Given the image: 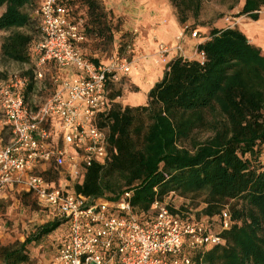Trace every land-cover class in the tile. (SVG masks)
Masks as SVG:
<instances>
[{
    "label": "trees",
    "instance_id": "obj_1",
    "mask_svg": "<svg viewBox=\"0 0 264 264\" xmlns=\"http://www.w3.org/2000/svg\"><path fill=\"white\" fill-rule=\"evenodd\" d=\"M170 2L180 23L199 8L196 0ZM33 3L37 0H0V30L8 32L1 51L14 62L31 63L35 39L28 9ZM76 3L100 19L96 0H74L69 6ZM239 6L238 15L256 20L264 0H240ZM207 36L197 44L204 59L174 57L144 104L113 101L97 117L107 129L109 156L104 164L92 163L73 190L106 199L131 191L132 205L144 213L170 192L198 197L199 216L215 218L227 209L231 225L220 233L223 243L193 253L194 264H264V53L238 27L214 26ZM20 74L27 77L22 89L27 101L35 83L32 69ZM118 95L108 93L110 99ZM201 128L212 135L192 149L182 145ZM168 207L188 215L186 208ZM61 224L50 220L24 241L0 243V264H30L29 244Z\"/></svg>",
    "mask_w": 264,
    "mask_h": 264
},
{
    "label": "built area",
    "instance_id": "obj_2",
    "mask_svg": "<svg viewBox=\"0 0 264 264\" xmlns=\"http://www.w3.org/2000/svg\"><path fill=\"white\" fill-rule=\"evenodd\" d=\"M72 1L37 0L32 8L39 23L31 46L33 79H43L52 63L60 71L51 76L53 92L32 106L23 97L26 76L0 80V110L11 131L8 143L0 147V193L29 192L66 225L55 253L35 264H194V252L224 242L220 233L231 225L227 209L221 210L219 228L213 230L212 217L182 216L158 199L151 211L138 212L131 191L106 199L73 190L92 163L104 164L109 156L107 129L98 125L97 117L113 102L108 85L120 79L118 72L128 75L132 67L125 57L104 64L84 54L86 21L72 11ZM183 34L174 44L158 43L156 58L168 64L172 53L186 57ZM197 35L191 32V37ZM194 55L204 59L197 46ZM50 170L64 174L68 184H54L46 177Z\"/></svg>",
    "mask_w": 264,
    "mask_h": 264
},
{
    "label": "rangeland",
    "instance_id": "obj_3",
    "mask_svg": "<svg viewBox=\"0 0 264 264\" xmlns=\"http://www.w3.org/2000/svg\"><path fill=\"white\" fill-rule=\"evenodd\" d=\"M167 1L171 4L170 0ZM196 1L199 3V8L194 9V11L190 10L187 20L184 23L178 21L175 9L172 6L180 26V31L184 33L181 44L185 36H191L193 30L197 31V37H204L207 36L208 29L214 26L239 28L236 18L239 17L240 0ZM131 2L130 0H96L99 12H101L100 19H95L94 15L89 14L80 3H76L72 6V11L75 13L79 12L83 15L89 28L88 33L86 32L87 39L90 41V49L86 55L88 58L93 60L96 59L98 62L107 64L114 60L115 57H125L131 63L132 67L135 62H139L145 57V54L137 49V36L141 31V27L137 21V15L131 13L133 12L132 9L135 8L137 4L133 3L135 5H132ZM33 7H35V3L28 9V14L31 15L33 26L32 33L36 40L38 37L39 23L38 19L35 17L34 9H32ZM119 7H121L120 10ZM3 10L4 7L0 8V14ZM227 18L229 20H226ZM242 31L247 36L249 35L248 31L244 29ZM7 33V31L0 30V80L6 79L14 74L23 73L26 69L32 68L33 65V62L18 63L3 56L1 43ZM192 46V41L189 38L186 45L183 47L185 48L184 55L187 58H198V56L193 53L195 51V46ZM192 53L193 55H191ZM56 74L57 73H53L51 70L46 73L43 79L35 81V89L27 97V102L30 105L38 106L53 92L54 86L51 84V76H56ZM121 74L122 73L118 72V77H120ZM128 75H130V73ZM126 77L123 79L120 78L114 83H110L108 85V93L111 95L119 94L118 96H124L123 98L119 97L117 102L121 105L130 106H136L146 102L150 87L161 78V76H156L154 79L149 78L147 81H142V77L140 76L139 81H136L137 75H133V82L137 88H134L130 84L131 86L124 90L122 84H124ZM211 135L212 132L207 128L197 129L193 131L190 138L182 145L192 149L195 143L202 142ZM10 137V127L5 123L0 110V147L8 143ZM51 175L52 179L58 176V174ZM23 192L25 191L14 189L0 196V243L3 242L6 244L7 242H14L17 240H15V238L20 234H24L25 237L26 235H31L45 222L57 219L56 216H52L48 213L32 194L24 196L21 195ZM163 202L174 209L182 210L186 208L183 212L190 214L197 220L202 217L198 215V212L203 206V203L198 197L184 198L177 193H169L164 196ZM218 223V217L213 218V220L209 222L211 229L218 230ZM65 232L66 225H59V227L51 233L42 236L37 241H32L29 244L31 255L30 264L47 262L55 252V240L61 235H64Z\"/></svg>",
    "mask_w": 264,
    "mask_h": 264
},
{
    "label": "crops",
    "instance_id": "obj_4",
    "mask_svg": "<svg viewBox=\"0 0 264 264\" xmlns=\"http://www.w3.org/2000/svg\"><path fill=\"white\" fill-rule=\"evenodd\" d=\"M131 1H134V2H131ZM130 2L132 5H135L133 3L137 4V6L132 9L133 12L131 13H133L134 15H137V21L141 27V31L139 32V35L137 36V39H138L137 49L139 51H142L145 54V57L141 59L139 62H135V64L132 65L130 75H127L126 77V75L121 74L120 76L121 79L126 77L124 84H122L124 90L129 88V86L131 85L134 88H137V86L133 82V75H137L136 81H139L140 76L142 77V81L143 80L147 81L149 78L154 79L156 76H159V77L161 76L162 78L163 73L167 67V64L157 59L155 56L156 54L153 51L155 50V47L158 43H165V44L176 43L177 42L176 37L178 36L180 32V26L175 17L173 7L167 0H159V1L157 0H130ZM120 9L121 7H119V10ZM257 14H258V17L256 20L248 17L246 14L240 15L239 17H237V22L241 30L244 29L249 32V35L247 36L249 41L251 43H254L256 46H259L262 50V53H264V8H261L257 12ZM189 38L192 41V45H193L192 47L194 46L196 47L198 43H201L205 41L206 39H208V36H204V37L185 36V38L183 39V43H182L183 47L184 45H186L187 40ZM89 42H90L89 39H87V41L82 46V50L85 55H87V52L90 49ZM183 49L185 50V48ZM193 53L191 55H193ZM176 56L177 55H174L173 53L170 54L168 56L169 58L168 62ZM46 69H47V72H50L51 70L53 73L60 72L59 69H57L52 63H48L46 65ZM119 97L123 98L124 96H117L115 99H113V101L117 102V99ZM45 167L47 168V166H44L43 168ZM51 174L57 175L58 172L50 170V176ZM49 180L53 181L54 184H57L59 182V184L62 186H65L66 184H68V178H66L65 175L61 176L58 174L57 178L55 179L50 178ZM13 190L14 189L6 190L3 193H0V196L6 194L8 191H13ZM49 213L52 216L54 215L50 211ZM65 234L61 235L59 238H57V240H55V243H54L55 244L54 246L56 247L55 251L63 242ZM18 236L15 238V240L17 239L16 241L18 240L24 241L23 240L25 239L24 234H20ZM29 249H30V246H29ZM29 255H30V250H29Z\"/></svg>",
    "mask_w": 264,
    "mask_h": 264
}]
</instances>
